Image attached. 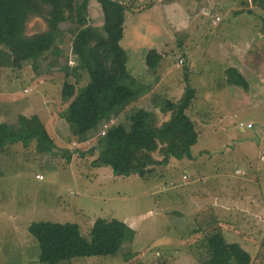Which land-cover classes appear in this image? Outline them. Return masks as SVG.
<instances>
[{"label":"rangeland","instance_id":"obj_1","mask_svg":"<svg viewBox=\"0 0 264 264\" xmlns=\"http://www.w3.org/2000/svg\"><path fill=\"white\" fill-rule=\"evenodd\" d=\"M86 1L89 25L100 28L97 1ZM119 1L127 8L120 45L143 95L85 142L74 140L61 118L70 102L61 96L65 80L76 92L88 81L71 54L74 26L63 23L55 50L36 62L19 64L0 47V121L15 126L18 117L36 115L54 142L51 151H37L35 142L0 151V264H36L32 222L75 223L87 236L97 218L119 220L131 231L118 256L65 264H206L204 237L218 227L228 243L257 259L252 264H264V6L250 0ZM44 30V21L34 18L25 34ZM152 49L162 57L156 73L145 66ZM228 68L242 76L246 90L227 85ZM185 81L196 92L187 111L198 133L194 160L160 166L155 147L150 156L157 165L147 176L114 175L101 160L99 142L110 131L133 140L138 126L126 116L141 107L160 126L169 116L160 109L180 99ZM204 186L214 196L199 197Z\"/></svg>","mask_w":264,"mask_h":264},{"label":"trees","instance_id":"obj_2","mask_svg":"<svg viewBox=\"0 0 264 264\" xmlns=\"http://www.w3.org/2000/svg\"><path fill=\"white\" fill-rule=\"evenodd\" d=\"M96 1L103 18L100 28L89 25L84 13L86 0H0V47L10 54L6 57L13 55L19 64L36 62L44 54L53 52L62 35L60 26L65 22L74 26L69 31L71 54L77 67L85 71L88 81L76 92L75 85L65 80L61 96L70 102L61 118L78 143L85 142L102 123L108 124L112 117L143 95L134 88L137 82L127 70L128 56L120 45L127 8L119 0ZM250 2L264 6V0ZM34 18L44 21L45 30L26 35V25ZM161 60L156 50H149L145 55V66L151 73H156ZM2 61L0 57V66ZM226 83L247 88L234 68L226 70ZM195 95V89L185 81L180 99L166 101L160 109L162 114L169 116L158 127L151 123L153 113L143 107L127 115L129 123L138 126L134 139L106 132V137L99 142L105 154L101 159L103 164L110 166L114 175L135 174L144 178L148 167L157 165L150 156L155 147L162 156L160 166L171 159L194 160L191 148L197 143L198 133L187 111ZM30 142H35L37 151H51L54 145L36 115L18 117L15 126L0 121V151L12 144L25 146ZM28 233L39 247L36 264H65L73 259L116 257L131 231L119 220L97 218L87 236L82 235L75 223L49 221L32 222ZM204 240L209 253L206 264H252L256 259L238 244L228 243L220 227L205 235ZM133 256L126 254V258Z\"/></svg>","mask_w":264,"mask_h":264},{"label":"built area","instance_id":"obj_3","mask_svg":"<svg viewBox=\"0 0 264 264\" xmlns=\"http://www.w3.org/2000/svg\"><path fill=\"white\" fill-rule=\"evenodd\" d=\"M216 20L218 21L219 19L217 18ZM179 64H183V60H180V61H179ZM103 126H104V129H107L108 124H104ZM239 128H241V129H244V128H251V125H246V126H244L243 124H239ZM104 132H105V131H103L101 134L104 135ZM235 174H236V175H240V176L243 175V173H241V172L238 171V170L235 171ZM42 178H43V177H42L41 175H37V176H36V179H38V180H42ZM183 179H186V177H183Z\"/></svg>","mask_w":264,"mask_h":264},{"label":"crops","instance_id":"obj_4","mask_svg":"<svg viewBox=\"0 0 264 264\" xmlns=\"http://www.w3.org/2000/svg\"><path fill=\"white\" fill-rule=\"evenodd\" d=\"M168 9V8H167ZM206 190V188H205V186L202 188V190H201V193H200V195H199V197H202L203 195H205V194H210L211 196H214L213 194V192L209 189V188H207V190H210V191H205ZM202 194V195H201ZM201 231V230H200ZM202 232V231H201ZM245 239V238H244Z\"/></svg>","mask_w":264,"mask_h":264}]
</instances>
